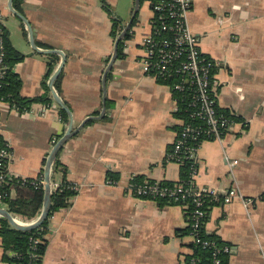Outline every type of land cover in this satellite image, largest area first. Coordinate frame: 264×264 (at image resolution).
Listing matches in <instances>:
<instances>
[{
    "label": "crops",
    "instance_id": "crops-1",
    "mask_svg": "<svg viewBox=\"0 0 264 264\" xmlns=\"http://www.w3.org/2000/svg\"><path fill=\"white\" fill-rule=\"evenodd\" d=\"M10 1L0 0V13L12 45L24 55L15 66L21 96L40 97L47 86L52 98L25 111L0 105V140L14 153L11 180L45 175L53 147L69 128L50 87L63 58L46 51L66 57L60 94L58 78L52 88L70 108L73 128L81 127L57 156L66 179L79 185L78 193L49 219L41 264H185L194 242L186 233V206H160L125 190L133 178L177 182L182 174L181 165L167 160L183 123L176 116L174 92L146 75L139 62L154 18L148 3L144 0L148 15L140 3L124 56L108 72L104 91L117 39L101 0H13L14 12ZM106 1L114 11L122 0ZM16 13L32 27L38 50ZM118 20L123 29L126 23ZM188 22L203 53L216 63L219 111L237 119L222 140L202 143L195 183L221 191L236 186L244 197L256 199L250 206L241 200L212 206L205 232L230 247L228 264H264V199L259 200L264 198V0H193ZM52 54L60 60L49 75ZM226 157L238 161L233 173ZM54 176L57 183L64 180L63 172ZM113 177L118 184L108 185ZM11 193L15 197L16 190ZM3 258L0 236V264Z\"/></svg>",
    "mask_w": 264,
    "mask_h": 264
},
{
    "label": "built area",
    "instance_id": "built-area-1",
    "mask_svg": "<svg viewBox=\"0 0 264 264\" xmlns=\"http://www.w3.org/2000/svg\"><path fill=\"white\" fill-rule=\"evenodd\" d=\"M154 14L152 31L142 42L143 55L140 59L142 69L146 75L162 83H168L173 92L181 94L183 100L188 101V113L191 118L202 121V125L184 122L173 149L169 151L167 160L179 165L191 162V182L179 183L176 186H161L159 181L144 180L143 183H135V179L129 181L125 190L140 199L156 201L158 198H169L175 202L186 201L192 197L193 207L190 211L189 227L190 236L194 243L204 247H213L214 264H221L220 254L229 255L231 249L227 245H218L204 239L203 228L206 224V203L208 198L215 204H229L236 200L243 201L246 206L253 205L256 199L246 198L236 186H231L224 191L216 188L197 187L195 177L197 175V155L204 141L222 140L230 132L236 121L218 111V103L215 94L214 70L216 63L203 53L199 38L189 26V15L193 8V0H145ZM158 21V25L156 22ZM4 18L0 13V25ZM0 28V35H1ZM3 42L0 36V89L4 78L3 68ZM177 101V100H176ZM5 102L0 98V105ZM178 104V102H177ZM14 159V153L9 145L0 147V205H5V195L2 189L12 179L9 172L10 164ZM226 159L229 161L228 157ZM238 161H229L230 171L233 173ZM25 188L32 187L35 190L45 189V176L35 179L19 178ZM111 186L118 184V180L107 179ZM58 188V183L52 182V191ZM73 189L78 190L79 185L73 184ZM260 197L259 200H263ZM258 200V199H257ZM5 209V208H2ZM14 217V216H13ZM14 219L20 224H29ZM45 232V231H44ZM43 238L45 237L44 234ZM41 240H33V248ZM37 254H33L36 264ZM197 259L193 264H197Z\"/></svg>",
    "mask_w": 264,
    "mask_h": 264
},
{
    "label": "trees",
    "instance_id": "trees-1",
    "mask_svg": "<svg viewBox=\"0 0 264 264\" xmlns=\"http://www.w3.org/2000/svg\"><path fill=\"white\" fill-rule=\"evenodd\" d=\"M19 1V0H16ZM144 0H140V3ZM104 9L108 12V14L112 17L113 20V37L116 40L120 35L122 29V24L120 20H118L114 16V11L112 7L107 3L106 0H101ZM16 9H19L17 4H14ZM137 17L134 19L133 25L136 24ZM158 25V21L156 22ZM2 30L1 37L3 42V68H4V78L2 80V87L0 89V98H2L5 102L9 103L10 105L18 108L20 111H25L28 109L27 105L35 102H43L49 103L52 101L50 90L47 86H45L46 94L32 98V99H25L21 96V88H22V81L19 75L15 71V66L19 62L24 59V55L20 53L14 46L12 45L10 39L9 30L4 26V23L0 25ZM131 30V29H130ZM130 30L125 36V39L120 41L118 45V58H122L124 56L123 49L125 40L131 37ZM23 32L25 36H28V32L23 25ZM52 57V62L50 63V73H52L56 63L59 62L60 57L56 54L50 55ZM61 77V76H60ZM170 81L168 83H172ZM166 83L167 85H169ZM55 87L60 94V78L55 83ZM174 96L178 102V111L176 116L182 120V122L187 123H194L202 125V121L196 118H191L187 111L188 109V101L183 100L182 96L178 92H174ZM219 111V109H218ZM61 116L64 123L69 122V118L65 110L61 109ZM222 114V111H219ZM226 115V114H225ZM228 115V114H227ZM234 119V118H233ZM235 121L237 119H234ZM182 123V125H183ZM182 125L179 127V132L182 128ZM178 132V133H179ZM4 146V142L0 140V147ZM173 147L170 149V151ZM182 174L181 179L177 182H160L161 186L165 187H174L179 183H190L192 179V168L191 162L186 161L185 164L181 165ZM53 173H52V182H56L55 180V173L56 172H63L64 180L61 183H58V188L52 191V198H51V210L49 213V217L47 221L39 228H36L32 231H21L15 229L7 219L4 217L0 218V236L2 238V244L4 248V258L3 261L5 264H29L33 261V254L38 255V259L35 261L36 264L42 263L43 254L46 249L47 241L46 238H43L42 234H46L47 225L49 223V219L58 211L62 209L68 208L72 204V200L78 193V190L73 189V183L66 179V168L59 162L58 157L55 159L53 164ZM45 176L44 174H42ZM112 180H117V178L113 177ZM135 183H143L144 179L142 177L135 178ZM11 188L16 190L15 197H12ZM2 194L5 195L4 203L6 209L15 217L19 218L21 221L26 223H31L39 218L41 215L44 199H45V189L35 190L32 187L25 188L21 185L20 179H13L9 181L8 185H5L2 189ZM156 201L159 202V205H176L182 204L185 205L187 208V216L188 219L190 217V211L193 207L192 201L193 198L189 197L186 201L175 202L170 200L169 198H158ZM206 211L207 217L206 222L209 216V209L217 205L213 202L206 200ZM45 231V232H44ZM190 227L187 229V232L190 235ZM204 232V239H208L211 242H216L218 245H224L220 242L217 236L208 235L205 232V226L203 228ZM40 239L41 241L35 245V249L33 248V240ZM193 253L186 256L185 264H193V260L197 259V264H214V249L213 247H204L202 244H196L193 242L192 244ZM228 256L226 254L218 255L221 258V264H228Z\"/></svg>",
    "mask_w": 264,
    "mask_h": 264
},
{
    "label": "water",
    "instance_id": "water-1",
    "mask_svg": "<svg viewBox=\"0 0 264 264\" xmlns=\"http://www.w3.org/2000/svg\"><path fill=\"white\" fill-rule=\"evenodd\" d=\"M12 1L13 0L10 1L9 6H10V9L14 12V9L12 6ZM139 8H140V0H135V9H134L133 16H132L131 20L126 25H123V30L115 42V48H114L113 56L111 58V61L108 65L105 73H104V76H103L104 91H106L107 74L110 71V69L113 67L116 59L118 58V45H119L120 41L125 39L126 34L131 29L133 22H134V19L136 18L137 14L139 12ZM16 15L26 23L28 30H29V34H30V41L32 43V47L34 50H38L36 43H35V40H34L32 27L30 26L29 22L26 20V18L23 15H21L19 13H16ZM46 52L48 54L58 53L63 58L62 63L60 64L58 70L56 71V73L54 74L53 78L50 81V87L52 89L53 99L58 103V105L63 110L66 111V113L69 116L70 123H69V128H68L67 132L59 139V141L53 147V149L49 155L46 167H45V181H46L45 199H44L43 209H42V212H41V215L39 216V218L37 220L29 223V224H20L14 219L13 215L7 209L0 208V215L2 217H4L5 219H7L9 221V223L15 229L21 230V231H32L36 228L41 227L47 221V219L49 217L50 210H51V198H52V189H51L52 175H51V172H52L53 163H54L56 157L58 156L59 152L61 151V149L64 147L65 143L69 139H71L78 132V130L81 128V127L77 128V129L73 128V115H72L70 108L64 103V101L58 95V93L55 90H53V88H52L55 80L60 76V74L62 72V69H63L64 64L66 62V57H65L64 53L61 51L50 50V51H46ZM105 98H106V96H104V108H103L102 114H104V112L106 111Z\"/></svg>",
    "mask_w": 264,
    "mask_h": 264
},
{
    "label": "rangeland",
    "instance_id": "rangeland-1",
    "mask_svg": "<svg viewBox=\"0 0 264 264\" xmlns=\"http://www.w3.org/2000/svg\"><path fill=\"white\" fill-rule=\"evenodd\" d=\"M141 7H142V13L145 12L146 15L149 14V9L145 1L141 2ZM114 9V16L118 19H122L124 23H128L134 13L135 9V0H122L120 2L119 8L116 10ZM140 13H138V18H139ZM143 15V14H142ZM137 18V20H138ZM122 32V31H121Z\"/></svg>",
    "mask_w": 264,
    "mask_h": 264
}]
</instances>
